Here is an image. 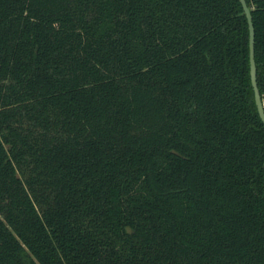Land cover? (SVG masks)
<instances>
[{"label": "trees", "instance_id": "trees-1", "mask_svg": "<svg viewBox=\"0 0 264 264\" xmlns=\"http://www.w3.org/2000/svg\"><path fill=\"white\" fill-rule=\"evenodd\" d=\"M0 264H264L241 0H0Z\"/></svg>", "mask_w": 264, "mask_h": 264}, {"label": "water", "instance_id": "water-1", "mask_svg": "<svg viewBox=\"0 0 264 264\" xmlns=\"http://www.w3.org/2000/svg\"><path fill=\"white\" fill-rule=\"evenodd\" d=\"M244 10L247 14L250 30V70L251 80L255 92V99L258 106L259 114L264 121V97L260 91L258 84V67L256 62V31L253 21L252 9L249 6L247 0H241Z\"/></svg>", "mask_w": 264, "mask_h": 264}]
</instances>
